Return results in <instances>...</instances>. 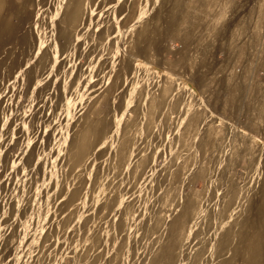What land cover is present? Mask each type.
I'll return each mask as SVG.
<instances>
[{
    "label": "rangeland",
    "instance_id": "1",
    "mask_svg": "<svg viewBox=\"0 0 264 264\" xmlns=\"http://www.w3.org/2000/svg\"><path fill=\"white\" fill-rule=\"evenodd\" d=\"M133 1L0 0V264H152L177 215L160 264H264V0Z\"/></svg>",
    "mask_w": 264,
    "mask_h": 264
},
{
    "label": "bare ground",
    "instance_id": "2",
    "mask_svg": "<svg viewBox=\"0 0 264 264\" xmlns=\"http://www.w3.org/2000/svg\"><path fill=\"white\" fill-rule=\"evenodd\" d=\"M92 0H73V6L68 9V11L66 12V15L68 16L69 14H74L76 16V20L78 23H83L84 21H86V19L88 18L89 14H90V3ZM96 0H94L95 2ZM142 0H134L130 6L126 9L128 11V23H133V16L135 14V9L138 7H143ZM143 2V1H142ZM176 2V1H175ZM174 3V2H173ZM93 4V3H91ZM171 4V3H170ZM175 4V3H174ZM180 4V3H179ZM144 5V3H143ZM184 5V3L182 4ZM181 5V7H183ZM173 6V5H172ZM190 6V5H189ZM145 7V5H144ZM188 7V6H186ZM146 9V8H145ZM144 9V10H145ZM169 10V9H168ZM175 10V9H174ZM177 10V9H176ZM182 10V9H181ZM190 10V9H189ZM189 10H186L189 12ZM177 12V11H176ZM176 12H173V17L171 19V17H169L171 20L167 23L169 24L168 28L166 29V33H175V34H182L185 38L188 39V36L185 35V29H178L179 26V22H178V18L183 17V19L185 18L186 14L183 15V13L185 11L182 12V14H177ZM193 12V11H192ZM189 15L187 16L188 20ZM182 19V18H181ZM186 20V21H187ZM185 21V20H184ZM185 21V22H186ZM182 20L181 23L182 24ZM185 24V23H184ZM181 26V25H180ZM185 27V26H184ZM13 29V28H12ZM219 36V34H218ZM186 39V40H187ZM208 42V41H207ZM211 43H213L212 41L208 43V45H210ZM207 45V43H206ZM210 47V46H209ZM212 49V48H211ZM206 50V49H205ZM209 50V51H207ZM206 52L210 53L211 50L207 49ZM200 55V54H199ZM7 57V56H6ZM198 59V58H197ZM47 60V56L46 53L43 52L40 56V61L42 63H45ZM211 60V58H210ZM11 62V57L8 56L5 60L3 64H8ZM212 62V60H211ZM204 64V63H203ZM200 66V65H199ZM206 67H208V65H206ZM205 73V72H204ZM144 89V88H143ZM141 89L138 93H137V97H136V105L138 107L141 106L142 100L144 99V90ZM112 96H113V92L112 89L106 90L103 93L99 94L98 96H96L93 100H91L87 106L86 109V117L92 118L93 120L96 121V123L99 121V119L101 118L104 110L106 109V107L108 106V104L110 103V101L112 100ZM14 117V116H13ZM12 118V117H11ZM9 118V119H11ZM200 121L199 117L194 118V122L192 124V127L195 128V126L198 125V122ZM11 122H13L11 120ZM13 124V123H10ZM191 127V128H192ZM16 128V127H15ZM190 128V129H191ZM135 129V122H127L126 126L123 129L122 132V137H121V151H120V159H119V164L124 166L129 159V156L132 153V136H133V132ZM193 130V129H192ZM188 132V131H187ZM190 132V131H189ZM185 139H186V135H185ZM184 139V140H185ZM191 141V139H189ZM74 141H72L71 144H73ZM186 142V141H185ZM188 142V140H187ZM190 143V142H189ZM188 143V144H189ZM187 144V143H186ZM88 147V144L86 146H84V150H86ZM191 148V147H190ZM193 149V148H192ZM190 150V149H189ZM190 155V154H189ZM116 188V187H115ZM120 192L121 189H114V191H112V193L104 200L100 203V205L98 206V210H97V214L99 216L104 217L106 212L108 211V209L110 208V206L116 201V199L118 198V196H120ZM91 218V217H90ZM101 218V217H100ZM99 218V219H100ZM98 219V220H99ZM183 221H184V217L183 215H177L172 217L171 219H169L166 223H165V230H164V240L162 242V244L159 246V251H158V256L155 258V260L153 261L152 264H160V260L161 258H167L169 260H172L175 257V246H177L180 243V240L182 238V230L184 232V227L182 228L183 225ZM95 222V221H94ZM98 224L99 222L96 221ZM96 226V225H94ZM93 226V227H94ZM98 226V225H97ZM96 226V228L94 229V231L96 229H98ZM100 227V226H98ZM256 227V226H255ZM258 229H252L251 233L248 236V239L252 242V243H257L260 240V236L261 233L257 231ZM93 231V230H92ZM91 231V232H92ZM260 231V230H259ZM99 232V231H98ZM95 233V232H93ZM90 234V233H89ZM91 235V234H90ZM94 235V234H93ZM88 238V237H87ZM93 238V237H92ZM91 238V239H92ZM96 238H100V236L98 234H96ZM84 239V238H83ZM86 240V239H85ZM93 241V240H92ZM87 243V242H86ZM83 244V243H82ZM88 244V243H87ZM95 244V241H94ZM86 245V244H85ZM93 245V244H91ZM90 245V246H91ZM84 246V245H83ZM85 247V246H84ZM94 248V247H93ZM84 249V248H83ZM94 250V249H92ZM91 250V251H92ZM93 252V251H92ZM82 254L84 256H90L93 255V253L91 254L90 251L88 249L83 250Z\"/></svg>",
    "mask_w": 264,
    "mask_h": 264
}]
</instances>
